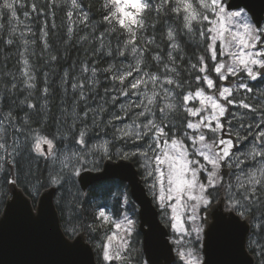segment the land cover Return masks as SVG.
Here are the masks:
<instances>
[{
  "label": "snow or ice",
  "instance_id": "6c2138e0",
  "mask_svg": "<svg viewBox=\"0 0 264 264\" xmlns=\"http://www.w3.org/2000/svg\"><path fill=\"white\" fill-rule=\"evenodd\" d=\"M58 7L69 39L74 26L88 29L77 42L91 47L78 75L60 77L56 116L49 74L38 87L32 57L39 40L45 67L60 63L48 39ZM90 13L84 0H0V43L17 47L19 65L0 80V225L9 205L27 223L50 220L60 248L79 258L67 264H89L85 238L104 230L101 264H132L128 186L145 203L139 175L174 236L157 240L141 213L146 259L136 264H251L248 251L264 264V17L249 0H102L100 19ZM39 160L43 176L25 167ZM93 181L115 182L123 207L109 214L98 205L89 222ZM57 209L69 212L64 233Z\"/></svg>",
  "mask_w": 264,
  "mask_h": 264
},
{
  "label": "trees",
  "instance_id": "16d2710c",
  "mask_svg": "<svg viewBox=\"0 0 264 264\" xmlns=\"http://www.w3.org/2000/svg\"><path fill=\"white\" fill-rule=\"evenodd\" d=\"M42 2H46V0H42ZM84 3L91 7L90 15L92 16L93 22L98 21L101 16L102 0H84ZM21 19H23L22 16H21ZM52 22L55 23L56 28L50 31L48 39H49V42L53 45V49L58 50V55L61 58L60 63L54 64L52 68L45 67L41 59V52H40L41 45H40L39 40H37V44L35 46L36 55L32 57V62L37 66L38 87L41 86L40 80L42 79V74L45 72L49 74V83L52 84V91H53V95L51 99L55 101L54 106L50 102V107H51L52 112L55 113L56 116H59V112L57 111V108L63 102V93L58 87L60 77L62 76L64 71L72 72L75 75L79 74V62L85 59L84 49L90 48L91 45L88 43H83V42L78 43L77 42V37L85 35L87 31H89L88 29L76 31V28L74 26V33L71 39H69L67 35L68 21H67V18L65 17L64 11L61 10V8L58 7L57 9H55L54 18H51V17L49 18L50 25ZM79 27L82 29L83 26H79ZM0 36H3V34L0 33ZM184 39L186 40L187 38H184ZM113 45H115V41H113ZM161 47H163V45H161ZM194 47H195V44L189 42L188 45L184 46L185 52L188 55H191L192 54L191 49ZM17 61H18L17 47L8 46V45L0 43V74H3V75H0V80L6 79L7 74L9 72L16 73L17 68L19 67ZM103 66L105 65L101 63V67ZM70 92L71 90L69 89V93ZM24 94L25 93H21L20 99H23ZM25 167H30L39 176H43L44 174H46L45 162L43 160L33 161V162L25 161ZM20 180L21 181L25 180L23 170L21 171V174H20ZM124 184L127 185L126 183ZM97 185H102V186L97 187ZM18 187L24 190L23 183L19 184ZM44 190L45 189H42L41 191L43 192ZM122 190L123 189H118L115 182L113 181L100 182V183H97L91 186L87 190V192L90 193L91 207L88 209V212L85 215V219H88L90 222L91 215L96 210V207H97L96 203H99V205H103V206H111L113 207L114 210L119 208V202H118L117 196L119 195V192ZM25 194L27 195V193ZM94 197H95V200H94ZM128 198H129V201H131L130 194H129V187H128ZM56 200H57V196H56ZM135 207H136L135 218L138 221L137 206L135 205ZM58 212L60 216L61 227L63 231L65 232L66 228L71 227V223L67 222L69 220V212L65 211L62 213L59 209H58ZM137 233L138 234H136L134 238L139 241V245L137 247V251L139 250V253H138L137 258L139 257L138 259H140L144 257V254L142 250V237L138 230H137ZM97 239H98V236L94 240L87 238V240L92 244H94ZM250 252L253 253L252 251ZM253 254L256 256V259H257L256 264H261L260 257L255 253ZM98 257L99 256L96 252L97 263H98Z\"/></svg>",
  "mask_w": 264,
  "mask_h": 264
},
{
  "label": "water",
  "instance_id": "95a60500",
  "mask_svg": "<svg viewBox=\"0 0 264 264\" xmlns=\"http://www.w3.org/2000/svg\"><path fill=\"white\" fill-rule=\"evenodd\" d=\"M253 5V9L256 14L260 17H264V0H249ZM251 16L252 13H249ZM264 21H262L263 25ZM116 163V161H113ZM132 168L134 171H138L136 165L133 163ZM103 172V166L100 172H93L91 175H101ZM137 180L140 181L136 193L142 190L144 196L142 200L145 203H141L140 200L136 199V195H133V189L129 185L130 196L133 202L138 206L139 214V230L142 234L143 239V251L145 237L144 232L148 231V224L145 223V216L141 213L147 210V219L149 222L158 229L156 234V239L160 238V233H163V240L170 241L169 239V229L162 223L160 219L159 210L153 203L152 198L149 196L145 185L142 182L141 177L138 175ZM105 181H93L85 191H87L91 186ZM124 183L128 184L127 181ZM19 191L23 190L18 187ZM45 189L43 192H47ZM42 192V193H43ZM11 197V193H9ZM26 198H29L24 193ZM56 195H49L48 199L55 207ZM30 199V198H29ZM58 228L59 231L64 233L61 227V221L58 209L56 210ZM85 242L89 248L88 262L89 264H97L95 259V254L93 247L85 238ZM172 255L175 257V251L173 245ZM145 254V252H144ZM248 257L250 258L251 264H256V258L253 254L248 251ZM218 260H224L226 257L220 254L216 257ZM69 259H79L78 257H69L68 254L64 252L62 248L57 244L56 239L53 234V225L50 220L45 219L38 224L27 223L23 217V213L19 207L14 205H9V217L5 224L0 225V264H67ZM146 259V254H145ZM238 259V258H233Z\"/></svg>",
  "mask_w": 264,
  "mask_h": 264
},
{
  "label": "rangeland",
  "instance_id": "374dc122",
  "mask_svg": "<svg viewBox=\"0 0 264 264\" xmlns=\"http://www.w3.org/2000/svg\"><path fill=\"white\" fill-rule=\"evenodd\" d=\"M264 25V24H263ZM105 138H107V137H105ZM137 167V166H136ZM138 171H139V169H138ZM146 189H147V186H146ZM148 192V191H147ZM130 194V193H129ZM148 194L150 195V197H151V193H149L148 192ZM130 198H131V196H130ZM152 198V197H151ZM129 199V198H128ZM131 201L133 202V200H132V198H131ZM134 203V202H133ZM135 204V203H134ZM154 204H155V202H154ZM99 205V203H96V206H98ZM156 205V204H155ZM123 206L122 205H120L119 204V208H122ZM157 207V206H156ZM158 208V207H157ZM104 209L109 213V214H113L116 210H114L113 209V207H111V206H104ZM158 210H159V208H158ZM159 212H160V210H159ZM161 217V216H160ZM113 219L114 220H118V219H122V216H120V217H116L115 215H113ZM134 219L136 220V218L134 217ZM136 227H137V230H138V221L136 220ZM110 229V226L109 225H106L105 226V230H109ZM168 229H169V231H170V241L172 240V238H173V236H174V233L172 232V230H171V228H169L168 227ZM104 235V230H102L97 236H98V239L95 241V243L94 244H92V243H90L91 245H92V247H93V250H94V252H95V256H96V252H97V254H98V256H99V253H98V249H97V247H96V245H97V243L99 242V240H100V237L101 236H103ZM133 244H134V248H135V251L133 252V257H134V259H133V261H132V264H136V259H137V256H138V253H139V250L137 251V247H138V245H139V241L138 240H136L135 238H134V240H133ZM173 247H174V251H175V253H176V246H174L173 245ZM139 258V257H138ZM144 259V257L143 258H140V260H143ZM98 263L99 264H101V261H100V257H98ZM177 264H180V262L177 260Z\"/></svg>",
  "mask_w": 264,
  "mask_h": 264
},
{
  "label": "bare ground",
  "instance_id": "6f19581e",
  "mask_svg": "<svg viewBox=\"0 0 264 264\" xmlns=\"http://www.w3.org/2000/svg\"><path fill=\"white\" fill-rule=\"evenodd\" d=\"M15 62H16V61H15ZM104 195H105V194H104ZM106 196H107V195H106ZM106 196H105V197H106ZM97 198H98V197H97ZM103 198H104V197H103ZM107 198H108V197H107ZM101 199H102V198H101ZM92 200H93V198H92ZM94 200H95V197H94Z\"/></svg>",
  "mask_w": 264,
  "mask_h": 264
}]
</instances>
